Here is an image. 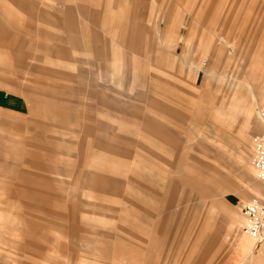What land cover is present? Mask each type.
Returning <instances> with one entry per match:
<instances>
[{
	"label": "rangeland",
	"instance_id": "rangeland-1",
	"mask_svg": "<svg viewBox=\"0 0 264 264\" xmlns=\"http://www.w3.org/2000/svg\"><path fill=\"white\" fill-rule=\"evenodd\" d=\"M0 34V264H264V0H0Z\"/></svg>",
	"mask_w": 264,
	"mask_h": 264
},
{
	"label": "built area",
	"instance_id": "built-area-1",
	"mask_svg": "<svg viewBox=\"0 0 264 264\" xmlns=\"http://www.w3.org/2000/svg\"><path fill=\"white\" fill-rule=\"evenodd\" d=\"M260 118L264 125V108L260 110ZM252 145L251 164L257 179L264 184V135L255 136ZM242 211L247 220L244 234L257 242L264 241V195L244 206Z\"/></svg>",
	"mask_w": 264,
	"mask_h": 264
},
{
	"label": "crops",
	"instance_id": "crops-1",
	"mask_svg": "<svg viewBox=\"0 0 264 264\" xmlns=\"http://www.w3.org/2000/svg\"><path fill=\"white\" fill-rule=\"evenodd\" d=\"M240 37H242L244 35V33H242V31H240L239 33ZM18 43L19 41L17 40L16 37L10 35V34H6V37H3V34H0V48H5L6 50H9L10 52L12 51V54L14 53L15 55V60H16V65L20 66L22 65L23 59L27 58V55L24 54V52H19L16 50V48H18ZM45 48V47H44ZM43 48V52H46L47 49ZM55 56L56 58L60 59L63 57V51L62 50H57L55 51ZM262 56L264 57V52L262 53ZM3 64L0 63V66H2ZM39 85L43 86V82H40ZM9 93L11 94H17L18 92L15 90H7ZM14 100L13 96L4 93V92H0V104L2 105H14V103L10 104V101ZM9 102V103H8ZM26 123H24L21 126H12L11 128L17 131H22L26 134L29 135V137L31 138H35V137H40L41 133L43 131L44 126L46 125V121H30L27 120L25 121ZM209 183H211V181L209 180ZM246 235V234H245ZM246 237L248 238V240L245 242L246 246L250 243H253V239L250 238L249 236L246 235ZM214 242V241H213ZM212 242V244H213ZM211 244V245H212ZM242 250H246L245 248H243Z\"/></svg>",
	"mask_w": 264,
	"mask_h": 264
}]
</instances>
